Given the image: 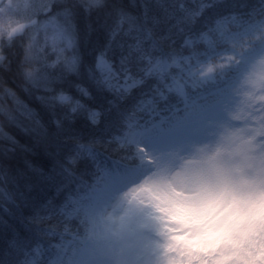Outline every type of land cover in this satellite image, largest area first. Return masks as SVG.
<instances>
[{
	"label": "trees",
	"instance_id": "1",
	"mask_svg": "<svg viewBox=\"0 0 264 264\" xmlns=\"http://www.w3.org/2000/svg\"><path fill=\"white\" fill-rule=\"evenodd\" d=\"M28 1L17 10L20 19L35 14L37 0ZM195 3L197 7L186 9L167 0V12L160 13L150 0H125L104 28L99 21L82 22L80 13L70 6L50 5L44 18L51 16L73 41L69 54L76 58L77 66L67 72L69 77L78 81L83 72L93 85L89 71L95 56L108 43L121 16L150 33L143 45L147 61L132 69L140 83L128 93L93 85L102 94L100 99L107 98L106 106L101 105L103 112L97 108L92 89L85 98L72 84L61 91L83 107L71 112V105L31 102L29 107L35 109V114L27 116L31 125L26 131L11 129L12 136L0 142V264H13L14 254H23L26 264H79L100 236L96 232L100 222L97 208L108 191L124 190L137 179L141 148L149 146L166 124L188 121L189 111L197 113L200 109L191 104L195 97L206 95L198 103L220 102L218 108L225 112L246 100V110H239L240 119L251 116L257 144H264V79L253 85L255 79L250 76V68L259 58L254 53L264 47V23L241 27L228 14V0ZM113 62L117 64L118 59L113 57ZM206 68L212 69L211 76L200 81L199 73ZM9 95L19 103L14 92L9 90ZM21 96L27 99L24 93ZM92 112L99 113L96 123L90 119ZM134 114L139 118L130 119ZM111 144L134 152L117 157L107 150ZM258 194L264 196V190ZM258 194L250 195L255 205ZM149 204L138 208L136 214L144 218L145 228L159 232ZM255 221L258 231L251 234L242 223L244 217L230 219L226 227L209 222L206 227L225 243H233L237 237L246 240L245 253L251 254L242 257L244 264H264L259 255L264 253V244L257 251L255 239L264 233V209ZM226 230L229 233L225 234ZM88 236L91 245L83 248Z\"/></svg>",
	"mask_w": 264,
	"mask_h": 264
},
{
	"label": "rangeland",
	"instance_id": "2",
	"mask_svg": "<svg viewBox=\"0 0 264 264\" xmlns=\"http://www.w3.org/2000/svg\"><path fill=\"white\" fill-rule=\"evenodd\" d=\"M24 1L17 0L18 5ZM48 28L50 34L56 30L55 25ZM250 69L253 85L262 82L264 52ZM246 106L245 100L237 109ZM227 119L224 112H213L199 123L194 141L187 140L189 131L179 130L163 145L146 148L138 169L142 183L126 188L103 207L100 237L105 243L80 264H152L155 258L147 256V245L156 239L138 227L136 206L140 204L179 206L192 201L183 205L197 215L206 213L215 226L226 227L230 219L244 217L247 231L257 232V205L250 195L264 190V144L256 143V131L247 124H228ZM230 210L239 212L234 215Z\"/></svg>",
	"mask_w": 264,
	"mask_h": 264
},
{
	"label": "clouds",
	"instance_id": "3",
	"mask_svg": "<svg viewBox=\"0 0 264 264\" xmlns=\"http://www.w3.org/2000/svg\"><path fill=\"white\" fill-rule=\"evenodd\" d=\"M53 2L58 6L72 7L80 13L82 22L93 24L99 21L103 28L125 4V0H92V6H87L85 0H37L35 14L24 20L10 11L11 0H0V142L12 136L11 129L26 131L31 125L27 116L35 114V109L30 108L29 103L47 104L51 101L39 97H51L61 90L67 91L72 84L92 89L91 95L98 110L103 112L101 105L106 106L107 98L100 99L102 94L95 91L83 72L78 81L67 75L65 61L71 58V48L67 47L66 40L62 39L54 46L49 34L40 30L41 25L52 18L44 17ZM172 4L186 9L198 6L195 0H172ZM226 8L241 27L264 23V0H228ZM52 69L55 71H50ZM211 70L206 68L204 72ZM46 86L52 91H45ZM9 90L15 93L19 103L12 100ZM21 93L27 99L22 98ZM137 118L139 114L130 119ZM107 150L117 157L134 152L132 148L121 150L117 144L109 145ZM142 181L141 177L133 183L138 186ZM262 199L264 196L258 194L257 215L261 212ZM148 210L159 229L156 238L161 244L155 264H244L242 257L248 247L247 241L237 237L233 243H225L210 233L204 216L163 204L157 208L150 203ZM255 239L259 251L260 245L264 244V233H258ZM13 264H26V258L23 254H14Z\"/></svg>",
	"mask_w": 264,
	"mask_h": 264
},
{
	"label": "snow or ice",
	"instance_id": "4",
	"mask_svg": "<svg viewBox=\"0 0 264 264\" xmlns=\"http://www.w3.org/2000/svg\"><path fill=\"white\" fill-rule=\"evenodd\" d=\"M150 3L151 7L160 13L167 12V0H150ZM148 35L150 33L143 31L131 18L121 16L110 34L108 43L95 56L94 67L89 71V79L92 84L117 94L128 93L138 85L140 81L135 78L132 69L138 68L140 61H147L143 45ZM66 44L67 47H72L70 39H66ZM113 57L118 59L117 64H114ZM65 66L68 72L75 71L76 58L71 57L66 60ZM139 70L143 71V69ZM76 89L83 97H89L88 87L77 85ZM45 91H52V89L46 86ZM39 99L50 100L62 106L71 105V112H76L77 109L83 107L79 100L74 102L73 97L64 91H59L51 97H39ZM98 116V112L90 113L93 123L97 122Z\"/></svg>",
	"mask_w": 264,
	"mask_h": 264
}]
</instances>
